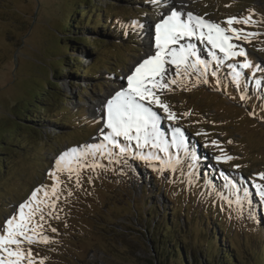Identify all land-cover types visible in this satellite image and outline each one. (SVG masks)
I'll list each match as a JSON object with an SVG mask.
<instances>
[{"label": "rangeland", "instance_id": "rangeland-1", "mask_svg": "<svg viewBox=\"0 0 264 264\" xmlns=\"http://www.w3.org/2000/svg\"><path fill=\"white\" fill-rule=\"evenodd\" d=\"M89 1L93 14H99L98 9L105 12L103 33L91 30L76 34L77 38L90 42L86 45L76 42L81 53L74 54L85 73L69 77V68L62 66L54 80L59 87L57 94L66 95L67 99L63 102L49 99L56 118L63 116L66 120L64 115H71L72 126H66L60 122L39 124L40 117L46 115L45 109L36 110L28 104L45 88L51 72L55 75L65 53L60 40L65 37L61 33L65 14L71 12L67 6L69 0H0V144L8 142L10 149L8 156L0 154V158L6 159L5 168L0 171V224L16 212L14 206L28 199L35 188L43 185L50 190L54 181L48 173L61 152L102 139L104 117L98 98L104 100L126 85L124 78L139 58H145L149 52L154 54L155 48L149 40L154 33H148L149 29L170 8L168 0ZM185 1L186 7L180 6V11L221 23L222 27H227L224 22L229 17L252 14L259 23L247 31L261 35L250 43H237L246 50L248 60L264 69V0ZM80 15L82 19L86 17L82 12ZM99 41L103 42L100 46L95 44ZM192 42L203 49L200 55L209 63L208 83H199L192 75L183 84L172 86L174 91L161 98L177 114L176 126L184 130L189 145L199 154L202 175L189 185L184 182L179 167L175 173L161 175L140 161L129 160L128 165L101 161L105 169L85 170L80 187L75 186L74 179L60 185L59 219L46 217L44 224L50 242L24 245L32 249L34 264L41 261L43 264H183L178 256L173 257L166 250L175 247L163 238L169 232L176 237L172 238L174 244L179 240V245L198 257L204 253L202 260L205 255L217 260L220 247L207 241L213 229L219 237L225 235L222 247L227 250L230 245L229 253L237 263L263 261L262 256L250 253L261 245L260 253L264 255V204L253 195L243 206L229 207L205 182L221 186L222 170L252 193L255 192L252 180L264 184L257 176L264 173V84L257 85L250 70H241L247 79L237 89L227 65L242 62L244 57L217 66L207 55L208 45ZM71 55L68 63L73 68L76 65ZM217 55L222 58L221 53ZM91 58L95 59L96 76L88 74ZM105 65L112 70L102 68ZM213 70L216 76L211 75ZM255 79L264 81V70L257 71ZM241 94L246 95V100L241 101ZM58 108L63 111L58 113ZM23 112L38 121L36 129L41 138L26 139V130L21 131L22 139L11 138L17 114ZM185 112L191 115L182 116ZM171 126L167 120L162 122L169 139ZM198 132L207 135H197ZM211 140L219 141L224 152L236 158L217 164L213 157L221 154L219 148L204 146ZM180 155L184 161L183 153ZM60 178L67 179L65 175ZM69 191L72 195H68ZM39 195L43 198V192ZM205 221L211 222L212 227L204 226ZM171 222L183 228L180 235L169 228ZM49 225L57 231L53 233ZM190 259L186 255L184 262L191 264Z\"/></svg>", "mask_w": 264, "mask_h": 264}, {"label": "snow or ice", "instance_id": "snow-or-ice-1", "mask_svg": "<svg viewBox=\"0 0 264 264\" xmlns=\"http://www.w3.org/2000/svg\"><path fill=\"white\" fill-rule=\"evenodd\" d=\"M224 23L227 27L192 12L183 13L175 5L162 14L159 22L154 25V54L150 52L138 62L124 78L126 85L114 90L101 101L104 117V127L100 130L102 139L61 152L54 159L53 170L48 173L49 178L54 181L50 190L43 185L35 188L28 199L14 206L16 212L0 224V264H34L32 249H26L24 245L50 242L44 224L46 217L59 219L57 202L62 195L60 185H66L74 179L75 186L80 187L82 173L85 170L105 169L106 166L101 162L103 160L124 165H128L129 160L140 161L161 175L165 172L175 173L179 167L184 182L189 185L196 183L197 177L202 175L199 172L200 156L189 145L184 130L176 126L179 119L177 114L161 98L163 94L174 91L172 86L178 82L183 84L192 75L197 77V82L208 83L209 63L200 55L203 49H199L197 43L192 41L208 45L207 55L217 66L224 61L244 57L242 62L227 65L231 81L237 89H241L242 82L247 79L241 70H250L255 83L264 84V81L255 79L257 71L264 69L248 60L246 50L241 43H237H250L260 36L259 32L247 31V28L259 22L254 21L250 14L247 17H229ZM217 52L222 54V58ZM211 75L216 76V71L213 70ZM246 98L245 94H241V101ZM188 115L191 112L182 114L184 117ZM164 120L172 125L170 139L162 127ZM197 135L207 133L198 132ZM204 146L219 148L221 154L213 157L217 164L236 158L226 154L217 140L206 141ZM181 153L184 161L181 160ZM61 175H65L67 179L62 181ZM219 175L223 180L221 186L217 187L207 181L205 183L229 207L233 204L243 206L250 202L253 195L264 204V184L252 180L251 185L255 189L252 193L248 187L236 182L222 170ZM257 176L264 180V173ZM221 189L227 190L229 194L225 195ZM41 192L43 198H40ZM68 195H72V192L69 191ZM49 227L53 233L57 231L56 228Z\"/></svg>", "mask_w": 264, "mask_h": 264}, {"label": "trees", "instance_id": "trees-1", "mask_svg": "<svg viewBox=\"0 0 264 264\" xmlns=\"http://www.w3.org/2000/svg\"><path fill=\"white\" fill-rule=\"evenodd\" d=\"M89 0H69L68 2V7H71V12L66 15L65 14V20H64V24L62 27H64V29L61 31L62 34H64V38H61L60 40V44H62V47L64 48V54L62 56V58L60 59V64L58 65V69L57 71H55V75L51 72L50 76L48 78L47 81V85L45 86V88L40 90L39 94H35L32 102H29V106H31L32 108H35L36 110H44L45 109V117L41 118V120H39V124H52V123H58L60 122L63 125H68V126H72V121H71V115L69 113L65 114V118H67L66 120H63V116L61 117H55L54 113H55V109H53V104L49 103V99H57L59 102H63L64 100L67 99L66 95H62V94H57L56 90H59L58 87V83H56V79L59 77L60 75V70H62V66H66V68H69V72H68V76L69 77H80V73H85L84 69H80V66L82 63H80L78 61V58H76V55L74 56V54H80L81 51L77 50L76 47V42L77 43H82L83 44H89V40L88 39H82L81 37L77 38V33L81 34L83 33H88L89 31H94L97 30L98 33H103L102 29L104 27H101V24L105 21V12L103 9H98L97 11L99 12V14H93L94 11L90 9L89 6ZM84 5V6H82ZM84 13L85 14V18L82 19L80 13ZM102 17V18H101ZM107 24V23H106ZM80 32V33H79ZM121 32V31H120ZM71 34L73 37H71ZM83 40V41H82ZM101 43H103L102 41L96 42L95 44L97 45H101ZM71 55V60L74 62V65H72L70 68L69 65V61H70V56L68 57L67 55ZM80 64V65H77ZM107 68L109 70H112V68H108V66H102V68ZM90 71V75L92 76H96L98 70L95 68V59L91 58V63L89 66ZM116 72V71H115ZM83 77V76H82ZM55 79V80H54ZM41 104H44L41 106ZM63 111V108H58V113ZM70 117H69V116ZM31 117L33 116H28L26 115L24 112L23 114H17V121L15 122V126H14V131L13 134L11 135V138L15 139L16 137H21L20 139H22L23 137V132H21L22 130H26V139L29 140H35V138L40 137V131L38 129H36V124L35 122L38 121H34V119H31ZM39 126V125H38ZM9 143L5 142L3 144H0V154H3L5 156H8V151L10 150L9 148ZM5 163H6V159L4 158H0V171H2L5 168ZM174 214L171 213V216L173 217ZM218 224V223H217ZM216 224V225H217ZM169 225V228L172 230V232H175L176 234L180 235V233L182 232L183 228H179L177 226H175V224H173L172 222ZM207 227H212V223L211 222H206L204 223V226ZM209 225V226H208ZM204 231V230H203ZM209 238H208V243L209 241H212V244H215L217 246L220 247L221 250H219V254L220 257L216 260L214 258H209V256L205 255L204 260L201 259V256H204L200 253V256L198 257V255H196V253L192 252L191 250L188 251L187 249H185L184 247H182L181 245H179L180 243H178L179 240H177V243L174 244L172 242V238H176L174 235L172 236L169 233L163 235V238H166L167 241H170L173 245H175V247H168L166 250L167 252H171L172 256H178V258L181 259V261L183 262V264H185L186 262H184V259L186 257V255L190 256V263L191 264H239L237 263L234 255H231L229 252H232V250L230 249V245L228 246V249L226 250V247H222L224 244V239L226 238L225 235H223L222 237H219V233H217L215 231V229H213V231L209 234ZM219 240V241H218ZM160 242L159 241L157 243V247H160ZM220 242H222V245L220 244ZM264 246V244H263ZM219 247L217 249H219ZM259 248V249H258ZM263 251L261 245H259L258 247H254L253 249H251V253L255 255V257H259L262 256V259L259 261V264H264V255L263 253H260V251ZM202 252V251H201ZM187 264V263H186Z\"/></svg>", "mask_w": 264, "mask_h": 264}, {"label": "bare ground", "instance_id": "bare-ground-1", "mask_svg": "<svg viewBox=\"0 0 264 264\" xmlns=\"http://www.w3.org/2000/svg\"><path fill=\"white\" fill-rule=\"evenodd\" d=\"M168 4L170 5V7L171 6H173V5H175V7L179 10V7L180 6H185L186 7V1L185 0H168ZM157 23V22H156ZM155 23V24H156ZM154 33L155 34V28L154 27H150V29H149V32L148 33ZM150 35H148V37H149ZM150 40V42H151V45H152V47H154V35L152 36V38H150L149 39ZM150 53V52H149ZM146 58V57H145ZM144 59V58H143ZM142 57L141 58H139V60L135 63V65L138 63V62H141L142 60ZM134 65V66H135ZM134 66L132 67V69L134 68ZM130 72V71H129ZM129 72L127 73V74H129ZM126 74V75H127ZM101 98H98V100H97V103L98 104H101ZM203 161H205V160H203Z\"/></svg>", "mask_w": 264, "mask_h": 264}]
</instances>
